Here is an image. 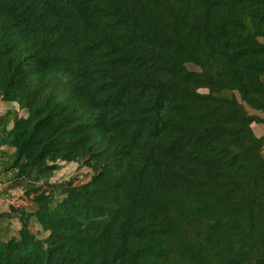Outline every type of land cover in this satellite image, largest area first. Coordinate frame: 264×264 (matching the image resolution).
I'll list each match as a JSON object with an SVG mask.
<instances>
[{
	"label": "trees",
	"instance_id": "16d2710c",
	"mask_svg": "<svg viewBox=\"0 0 264 264\" xmlns=\"http://www.w3.org/2000/svg\"><path fill=\"white\" fill-rule=\"evenodd\" d=\"M0 101V264H264V0H0Z\"/></svg>",
	"mask_w": 264,
	"mask_h": 264
},
{
	"label": "rangeland",
	"instance_id": "374dc122",
	"mask_svg": "<svg viewBox=\"0 0 264 264\" xmlns=\"http://www.w3.org/2000/svg\"><path fill=\"white\" fill-rule=\"evenodd\" d=\"M189 68L197 69L196 66L192 64H188ZM248 111L250 113H258L261 114L259 111H255L249 107H247ZM13 113L17 116H25L26 112L22 110H18L15 106V104H12V102L9 101H0V120L3 119V117L6 115V113ZM262 115V114H261ZM252 129L256 135H262L264 134V129L261 124L258 123H252ZM262 133V134H261ZM3 149L9 154L11 150H7L5 145L3 146ZM3 158H6V156L3 154ZM2 165H0L1 168ZM96 169H94V172ZM93 170H91L89 167L80 166L78 163L75 162H66V161H59V166L57 170L54 172L52 177L50 178V182L52 183H61L64 181H67L69 179L75 178L76 182L80 181H86L90 178L92 175ZM0 177H3V183L0 186V210L1 211H7L10 209V207L13 205V207H16L18 210H24V211H30L31 206L29 205V202L25 200L22 197V189L20 187H16L14 185V182L11 181V174L6 173L5 176L0 174ZM60 197H58L56 200H59ZM1 225L7 226L9 230V235L16 234L20 223L18 219L12 218L11 220L2 219ZM29 228L32 233H34L39 239H44L48 231H43L40 226L35 222L34 219H31L29 222ZM7 233V235H8Z\"/></svg>",
	"mask_w": 264,
	"mask_h": 264
},
{
	"label": "crops",
	"instance_id": "0c3cea01",
	"mask_svg": "<svg viewBox=\"0 0 264 264\" xmlns=\"http://www.w3.org/2000/svg\"><path fill=\"white\" fill-rule=\"evenodd\" d=\"M262 134V133H261Z\"/></svg>",
	"mask_w": 264,
	"mask_h": 264
}]
</instances>
